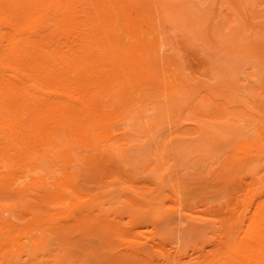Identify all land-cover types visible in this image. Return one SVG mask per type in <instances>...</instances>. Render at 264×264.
<instances>
[{
  "label": "bare ground",
  "instance_id": "6f19581e",
  "mask_svg": "<svg viewBox=\"0 0 264 264\" xmlns=\"http://www.w3.org/2000/svg\"><path fill=\"white\" fill-rule=\"evenodd\" d=\"M188 9L179 0H0V264H86L69 250H87L93 264H264V166L236 180L220 217L190 211L208 224L189 251L166 247L163 234L126 239L94 214L106 208L102 191L83 188L87 181L123 185L98 156L129 164L127 148L136 139H153L158 125L182 120L194 85L183 76L181 57L159 51L168 39L163 25L189 26ZM248 48L259 51L257 44ZM223 84L207 91L212 100L219 92L222 103L239 95L237 85ZM253 100L236 108L253 119L254 130L232 142L236 152L264 151V121L252 112ZM222 103L210 107L226 114ZM213 131L201 132L203 149L228 138L219 127ZM162 148L140 151L156 159L143 164L154 177L167 143ZM175 182L169 188L179 197ZM156 199L128 201L140 207ZM115 239L128 248L109 255Z\"/></svg>",
  "mask_w": 264,
  "mask_h": 264
},
{
  "label": "rangeland",
  "instance_id": "374dc122",
  "mask_svg": "<svg viewBox=\"0 0 264 264\" xmlns=\"http://www.w3.org/2000/svg\"><path fill=\"white\" fill-rule=\"evenodd\" d=\"M179 1L181 4L187 3V9L189 8L194 20H190L187 27L164 24L163 32L168 39L165 38L166 49L159 52L174 53L177 57H181L183 63H180V67L183 76L194 85V91L187 96L190 102L182 111L180 118L182 120L177 117L163 125H158L155 128L156 137L153 139L146 135L140 136L139 140L136 139V142L127 148L134 156L133 162L129 164L106 153L98 156L101 166L112 170L124 182L123 185L118 182L106 184L103 181L101 186L87 181L83 188L91 193L102 191L106 208L102 210V214L97 210L94 214L107 219L126 239L143 240L152 233L163 234L168 242L165 244L166 247L175 244L176 247L188 248L186 251H189L190 245L202 242L208 224L205 219H199L196 217L198 215H194L199 214L200 211H208L220 217L219 206L235 186L236 180L264 166V151L258 153L250 149L246 152H236L231 148L233 141L254 132L251 124L253 119L242 118L236 111L237 107L246 108L247 102L254 98L250 102V105L254 106L252 112L260 118L259 120L264 121V91L260 87V83L264 82V57H262L264 56L262 55L264 54V40L262 42L264 0ZM198 27L199 29L196 30ZM253 44H257L259 51L250 52L248 47ZM236 71L239 72L238 77ZM223 83L235 84L239 90V95L234 96L227 103H222L224 100L220 97L221 92L213 100L207 93L208 90H215L220 86L222 88ZM223 89H221L222 94L225 96L228 93ZM214 100L222 103L226 114H221L218 109L210 107ZM201 109L205 111L204 115L198 114ZM198 119L202 121H197ZM218 127L228 134V138H218L213 141L214 145L212 144L210 149L214 151L216 148L214 152L203 149L204 140L201 132L208 130L214 134L213 129ZM139 132L143 135L146 133L144 130ZM166 143L164 167L160 169L161 175H157L160 178H157L152 175L151 168L143 167L147 159L151 160V167L156 164V159L154 156H145L140 151L146 148L152 149L153 146L163 149ZM170 179L176 180L174 187L178 192L176 194L181 193L179 197L169 188ZM184 183L189 185L185 186ZM179 187L181 188L178 189ZM152 196L157 198L156 203L140 207L131 205L128 201L132 198L142 203ZM204 202L209 206L208 209L202 205ZM169 239L174 243L169 242ZM113 243L116 249L107 250L106 253L109 255L128 248V243L118 239ZM69 251L71 257L81 259L86 264L95 263L87 250ZM152 251L148 250L151 254L155 253L153 254L155 257H161L158 254L160 250Z\"/></svg>",
  "mask_w": 264,
  "mask_h": 264
}]
</instances>
